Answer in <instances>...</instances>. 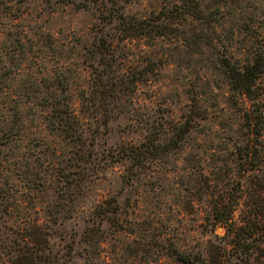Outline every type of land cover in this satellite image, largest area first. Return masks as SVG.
<instances>
[{
  "label": "rangeland",
  "instance_id": "rangeland-1",
  "mask_svg": "<svg viewBox=\"0 0 264 264\" xmlns=\"http://www.w3.org/2000/svg\"><path fill=\"white\" fill-rule=\"evenodd\" d=\"M220 1L184 20L180 0H0V264L27 240L44 264H177L175 243L214 236L204 174L244 178L256 201L264 75L249 135L222 59L264 43V0H228L224 18ZM151 16L165 33L129 28Z\"/></svg>",
  "mask_w": 264,
  "mask_h": 264
},
{
  "label": "trees",
  "instance_id": "trees-1",
  "mask_svg": "<svg viewBox=\"0 0 264 264\" xmlns=\"http://www.w3.org/2000/svg\"><path fill=\"white\" fill-rule=\"evenodd\" d=\"M203 0H180L177 6L182 8L184 20L206 19L212 14ZM228 0L218 3V12L224 18L228 9ZM149 19L141 18L135 24H129L132 32L146 34H163L165 30ZM258 35V33H255ZM251 34V35H255ZM234 31L232 32V37ZM222 65L228 74L232 91L240 95V101L245 103L242 117L249 135L262 134L260 117L263 110L256 111L248 107L246 99L257 98L258 81L264 75V43L254 44L249 55L243 58L236 57L233 61L229 57L222 59ZM139 78L133 76L127 82L135 83ZM198 114L190 113L183 124L179 125L176 133L179 138H184L186 133L193 129ZM251 137V136H250ZM248 138L244 145L239 146L241 156L245 162H250L253 151V139ZM206 189L209 197L207 228L214 233L208 237L203 246L191 249L181 248L174 244L171 250L177 264H264V190L251 194L256 201L250 205L243 202V197L248 194L246 180H231L221 177H212L204 174ZM221 180V181H220ZM217 227L223 229L222 233L216 232ZM26 247H16L5 264H44L43 248L35 247L25 242Z\"/></svg>",
  "mask_w": 264,
  "mask_h": 264
}]
</instances>
